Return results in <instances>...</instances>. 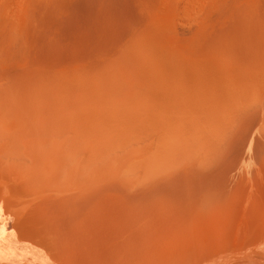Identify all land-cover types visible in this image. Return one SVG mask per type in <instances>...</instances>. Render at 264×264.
Wrapping results in <instances>:
<instances>
[{"label": "rangeland", "instance_id": "1", "mask_svg": "<svg viewBox=\"0 0 264 264\" xmlns=\"http://www.w3.org/2000/svg\"><path fill=\"white\" fill-rule=\"evenodd\" d=\"M0 95V264H264V0H0Z\"/></svg>", "mask_w": 264, "mask_h": 264}, {"label": "bare ground", "instance_id": "2", "mask_svg": "<svg viewBox=\"0 0 264 264\" xmlns=\"http://www.w3.org/2000/svg\"><path fill=\"white\" fill-rule=\"evenodd\" d=\"M9 93H10V92H9ZM0 96H1V95H0ZM2 99H3V98H2ZM187 101H188V100H187ZM0 103H1V102H0ZM183 103H184V102H183ZM175 105H177V104H175ZM177 106H178V105H177ZM175 107H176V106H175ZM175 107H174V108H175ZM191 107H192V105H191ZM170 109H171V108H170ZM181 111H182V110H180V112H181ZM182 112H183V111H182ZM184 113H185V112H184ZM200 115H201V114H200ZM186 117H187V116H186ZM187 118H188V117H187ZM206 120H207V119H206ZM31 122H32V121H31ZM33 123H34V121H33ZM28 124H30V123H28ZM181 124H182V123H181ZM178 126H179V125H178ZM30 127H31V125H30ZM200 127H201V126H200ZM160 128H161V127H160ZM28 129H31V128H28ZM173 131H174V130H173ZM178 131H179V130H178ZM13 132H14V131H13ZM196 132H198V131H196ZM30 133H31V132H30ZM27 134H28V133H27ZM34 134H35V132H34ZM34 134H33V135H34ZM23 136H24V135H23ZM41 136H42V135H41ZM171 137H172V136H171ZM23 138H24V137H23ZM15 139H17V141H19L18 138H15ZM15 139H14V140H15ZM1 140H2V139H1ZM167 140H168V139H167ZM172 140H173V139H172ZM10 143H11V142H10ZM170 143H171V142H170ZM174 143H175V142H174ZM5 144H6V143H5ZM49 145H50V144H49ZM5 146H6V145H5ZM3 151H4V150H3ZM6 152H7V151H6ZM173 153H174V152H173ZM173 153H172V154H173ZM149 155H150V154H149ZM181 156H182V155H181ZM153 159H154V158H153ZM189 159H190V158H189ZM156 161H157V160H156ZM2 235H3V234H2ZM1 237H2V236H1ZM2 240H3V239H2ZM2 240H1V241H2ZM31 248H32V247H31ZM159 251H160V250H159ZM31 253H32V252H31ZM32 254H34V252H33ZM32 258H33V257L31 256V259H32ZM32 260H33V259H32ZM28 263H29V262H28ZM32 263H33V262H32Z\"/></svg>", "mask_w": 264, "mask_h": 264}]
</instances>
